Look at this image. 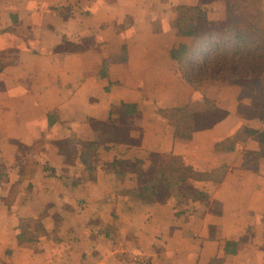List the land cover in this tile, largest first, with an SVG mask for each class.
<instances>
[{
  "label": "crops",
  "instance_id": "obj_1",
  "mask_svg": "<svg viewBox=\"0 0 264 264\" xmlns=\"http://www.w3.org/2000/svg\"><path fill=\"white\" fill-rule=\"evenodd\" d=\"M226 15L0 0V264H264V73L188 74Z\"/></svg>",
  "mask_w": 264,
  "mask_h": 264
},
{
  "label": "rangeland",
  "instance_id": "obj_2",
  "mask_svg": "<svg viewBox=\"0 0 264 264\" xmlns=\"http://www.w3.org/2000/svg\"><path fill=\"white\" fill-rule=\"evenodd\" d=\"M220 2L222 5L226 6L228 0H216ZM233 3H239L241 13H236V26L242 30L246 35L245 39L247 43H243L242 40L240 42L235 40L231 33L227 28L230 25V16L227 14L222 22H220L216 27L217 37L225 40L226 42H221L219 45L209 48L207 54L202 56H198L197 60L193 61L188 66V74L191 75L192 80L194 81H214L220 73L225 72H237L241 75H244L241 69H233L229 70V65L236 60L241 66L246 62V57L251 54L249 58L251 61H254V58L264 57L261 49V45L264 44V0H230ZM193 13L188 15V18L192 16ZM262 17L259 21H257L258 25L255 27L256 29H250L249 20H256ZM233 17V16H231ZM260 21L262 22L260 24ZM226 31V37L222 38L223 32ZM225 34V33H224ZM221 35V36H220ZM257 56V57H256ZM201 58V59H200ZM242 61V62H241ZM249 60H247L248 62ZM244 67V65H242ZM247 68V66H245ZM226 74V73H225ZM205 76L206 78H203Z\"/></svg>",
  "mask_w": 264,
  "mask_h": 264
},
{
  "label": "trees",
  "instance_id": "obj_3",
  "mask_svg": "<svg viewBox=\"0 0 264 264\" xmlns=\"http://www.w3.org/2000/svg\"><path fill=\"white\" fill-rule=\"evenodd\" d=\"M214 1L216 0H203V3L204 5H208L210 3H213ZM240 4L239 3H233L231 2L230 0H228V2L226 3V8H227V14L230 16V18L232 19V21L230 20V25H229V28H227V30L230 31L231 33V36H233L235 38V40H238L240 42V40L243 41V43H247V40L245 39V33L240 30L237 26H236V19H237V15H235L236 13H241L242 11L239 10V7ZM188 11L189 12H192V16H190L188 18V35L192 34V28L193 27H190V22L193 23L194 22V19L195 17L197 16H200L203 14V10H202V7H196V8H188ZM233 16V17H231ZM261 19L262 21V17H261V14H260V17L256 20H249V22L251 23L250 24V29L254 30L256 29L255 27L258 25L257 21H259ZM260 21V24L262 23ZM255 26V27H254ZM225 33V34H224ZM221 36V35H220ZM222 38H225L226 37V31L223 32V35L221 36ZM261 49H262V53H263V56H264V44L261 45ZM249 57L251 56L248 55ZM261 56V54H260ZM260 56L258 58H254V61L252 62L251 61V58L249 57H246L245 60L246 62H242L244 65V67L239 66V63L234 60L229 66V70H233L235 68L237 69H241L243 71V73H250L253 77H261V75L264 73V57L260 58ZM257 57V56H256ZM247 60H249L247 62ZM245 66H247V68H245ZM223 116L224 115H221L220 113H217V114H206V120L204 122H202L201 124H198V126H194V125H188V131L189 133H191L192 131L196 130V129H208L210 128L211 126L209 125L210 123H215L217 121H219L220 119H223ZM185 178V174H183V169H176V170H172L170 172V174H161L158 176V178H156V174H155V170L152 171L150 174H148L144 181L147 183V184H155L156 186L158 185L159 187H161V185L165 182H170L171 180L172 181H176V182H181L183 181V179ZM161 180V185L158 184L159 181ZM171 181V182H172Z\"/></svg>",
  "mask_w": 264,
  "mask_h": 264
}]
</instances>
